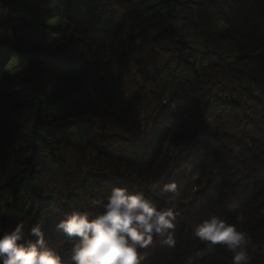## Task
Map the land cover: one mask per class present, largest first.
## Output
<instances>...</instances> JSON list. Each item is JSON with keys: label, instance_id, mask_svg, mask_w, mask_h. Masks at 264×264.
<instances>
[{"label": "trees", "instance_id": "trees-1", "mask_svg": "<svg viewBox=\"0 0 264 264\" xmlns=\"http://www.w3.org/2000/svg\"><path fill=\"white\" fill-rule=\"evenodd\" d=\"M159 53L184 75L141 135ZM129 67L135 103L109 85ZM218 77L237 90L210 83ZM73 169L78 182L57 204L52 172L70 181ZM171 182L175 192L152 188ZM133 185L176 213L175 246L154 236L142 264H232L194 237L211 215H242L249 264H264V0H0V232L22 223L34 241L41 224L72 264L74 242L56 224L73 210L95 217L94 201Z\"/></svg>", "mask_w": 264, "mask_h": 264}, {"label": "clouds", "instance_id": "clouds-1", "mask_svg": "<svg viewBox=\"0 0 264 264\" xmlns=\"http://www.w3.org/2000/svg\"><path fill=\"white\" fill-rule=\"evenodd\" d=\"M161 193L175 192V182L152 185ZM102 211L95 217L88 212L73 210L56 224V230L72 240V264H142V249L159 237L162 246L176 244L174 230L176 213L137 186L114 187L108 195L93 202ZM55 213L59 209L53 208ZM243 221L236 215L234 222L215 215L198 223L193 234L200 243L219 246L230 252L232 264H249L250 237L237 229ZM25 236L22 223L0 232V264H63L61 255L47 245L41 224L32 225Z\"/></svg>", "mask_w": 264, "mask_h": 264}, {"label": "rangeland", "instance_id": "rangeland-1", "mask_svg": "<svg viewBox=\"0 0 264 264\" xmlns=\"http://www.w3.org/2000/svg\"><path fill=\"white\" fill-rule=\"evenodd\" d=\"M214 20L216 21V18ZM214 25L215 28H218L217 23ZM185 33L187 40L192 43L193 46L199 48V40L193 38L192 31L185 30ZM153 60L155 68L158 72H161V75L158 80L145 84L141 92L142 101L139 102L140 106H138L141 109L140 119H142L144 122L143 127L140 129L141 131H139V134L141 135L145 133L146 129H149L151 118L153 117L155 111L160 108L159 104H161L163 107L168 105L170 98H172L173 94L176 93V88L178 86L177 84L181 82V78L184 75L180 68L176 67V63L171 61L170 55L159 53L156 56H153ZM110 76L109 85L111 88H113L116 93L123 94L131 103H135L133 99V94L136 92V88L133 84L134 78L137 79L135 72H133L130 67L129 70L127 69V72L115 68ZM177 79L180 80L176 81ZM198 79L199 78H196L195 81L202 85L205 84L203 81H199ZM220 81L223 84H221ZM210 83L213 85L216 84L221 90H223L221 86H224L228 90L227 92L237 90L239 86L238 83L233 82L230 79H223L221 77H218L216 80L215 78L212 79ZM163 102L166 104H163ZM74 171L76 170L73 169L69 171L68 175L72 177L70 181L65 178L63 173L60 171L54 170L52 172V176L48 182V193L52 194L57 204H61V202H63L64 195L66 193L65 188L68 187L69 184H75L78 182V179L74 176ZM202 188L203 187H201V189ZM192 190L193 189H191L189 193L190 195L185 196V203L189 201L191 195L195 194ZM53 208L59 209L58 205H55Z\"/></svg>", "mask_w": 264, "mask_h": 264}, {"label": "built area", "instance_id": "built-area-1", "mask_svg": "<svg viewBox=\"0 0 264 264\" xmlns=\"http://www.w3.org/2000/svg\"><path fill=\"white\" fill-rule=\"evenodd\" d=\"M163 104H166L165 102H163ZM194 193L197 191L196 188H193L192 190ZM191 200H194V198H191Z\"/></svg>", "mask_w": 264, "mask_h": 264}]
</instances>
